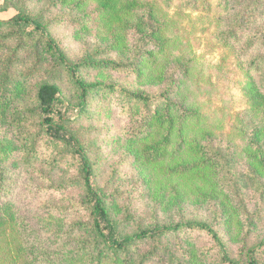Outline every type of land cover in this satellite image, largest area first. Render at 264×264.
Wrapping results in <instances>:
<instances>
[{
  "label": "rangeland",
  "instance_id": "1",
  "mask_svg": "<svg viewBox=\"0 0 264 264\" xmlns=\"http://www.w3.org/2000/svg\"><path fill=\"white\" fill-rule=\"evenodd\" d=\"M133 2L129 16L107 25L97 0H0V20L28 15L51 32L72 60L90 56L96 63H125L143 51L144 77L103 67L82 73L88 81L151 95L170 88V98L182 111H197L185 134L188 142L207 157L221 152L231 170L221 159L208 173L179 177L171 174L169 164L139 158L137 145L129 140L141 129L144 114L138 120L136 109L118 106L101 91L91 95L82 120L71 125L94 161L95 184L104 191L122 236L157 225L205 222L217 230L231 258L247 264L248 251L264 241V177L253 175L249 158L258 149L264 158V134L255 138L257 131L264 132V107L254 110L246 95L248 82L261 76L260 68L250 70L247 64L264 57V0ZM250 7L257 16L248 13L250 28L242 33L236 11ZM148 25L161 28L155 40L146 36ZM44 45L33 26H0V101H6L0 104V264H226L209 235L196 229L157 242L139 241L128 252L96 248L90 214L78 205L82 188L72 184L80 173L72 157L53 149L32 164L24 162L22 139L29 137V144L42 129L35 87L54 82L62 97L77 98L66 73L53 75L54 59ZM161 69L166 80L158 83ZM6 73L9 84L4 87ZM55 122L62 124L57 117ZM185 137L171 138L169 150ZM254 257L264 264V245Z\"/></svg>",
  "mask_w": 264,
  "mask_h": 264
},
{
  "label": "trees",
  "instance_id": "2",
  "mask_svg": "<svg viewBox=\"0 0 264 264\" xmlns=\"http://www.w3.org/2000/svg\"><path fill=\"white\" fill-rule=\"evenodd\" d=\"M134 1V0H133ZM131 0H97L99 8L102 11V17L106 18V24H113L115 21L121 20L122 17L129 16L130 8L135 6V2ZM245 8L241 12L236 11L239 16L236 20L240 23L239 30L244 33L245 30L250 28L251 17L248 13L256 17L257 13L254 8ZM150 15H154L153 10ZM256 21V19H255ZM0 26L7 27H26L33 26L36 31L40 32L45 40V52L52 54L54 62L51 66L53 75L59 77L66 73L69 76V80L77 91V98L72 102L62 97L59 86L50 81H43L38 84L35 88L34 100H36V110L41 115V131L37 133V138L31 143H27L26 139H22L21 150L26 154L24 156V162L26 164H32L37 160L40 154L46 150L60 149L61 153L65 156H71L74 160V166L78 169L79 177H76L72 181V184L81 186L82 188V203L78 204L84 207L89 214L92 222V227L95 230V242L94 245H103L109 250L115 252H128L130 248L137 242L147 239L154 241H160L168 234L177 233L182 230H200L212 239L214 244L220 250L221 257L226 264H240L239 261L233 260L230 253L227 250V245L218 234L217 230L211 225L205 222L198 221H186L179 223H171L166 225H157L152 228L138 231L131 235L122 236L118 230L116 221L111 216L110 209L106 203V195L102 189L95 184V165L94 161L90 156L88 147H86L81 133L73 130L71 125L80 122L87 113L91 95L97 92L104 91L109 96H113L114 102L122 105L123 108H127L130 112L136 109L135 114L142 120L141 129L132 135L129 140L135 146V155L150 164H169V170L171 174L179 177L196 176L200 174L208 173L219 165V160L223 159L220 155L212 154L209 157L205 153H202L201 149L197 150L185 137L186 131L193 128L191 117L197 114V111L182 108L177 103L172 101L170 88L167 91H163L157 95H151L145 91L131 90L126 87L119 85H105L100 81H88L82 71L86 68H113L119 72H126L129 70L134 71L138 74V77H144L143 71H145V62H140L143 51L138 50V53L134 55V58L130 62H116V61H102L96 63L90 56L84 57L83 59L72 60L67 56L63 48L57 44L51 32L33 18L19 13L15 15L9 21L0 20ZM146 36L155 40L159 37L161 31L160 26L155 25L147 26ZM233 33V36H238ZM43 59V58H42ZM43 65V63H42ZM247 66L250 70H256L260 68L261 76L258 81H249L248 95L252 107L255 109L264 107V57L259 59L258 63L256 59H252ZM50 67V66H49ZM259 70V69H258ZM146 72V71H145ZM147 74V73H145ZM8 74L4 76L2 80L3 86L9 84ZM152 77L148 75L147 78ZM166 78V73L160 71L158 75L159 82H163ZM3 96L6 92L3 91ZM4 98V97H3ZM3 98L0 97V100ZM2 106L6 105V101L2 103ZM154 104L156 109L154 111ZM155 112V113H154ZM154 113V114H153ZM55 117L60 119L62 124L55 122ZM139 120V119H138ZM136 121V119H135ZM151 129V133H147L148 129ZM264 132L259 130L256 132V140H259ZM185 137L180 139L177 146L172 150H169L168 145L170 144L171 138ZM158 138L162 139L161 141ZM39 139L43 141V147L40 146ZM166 145H164V142ZM142 146L140 150L139 146ZM9 148H13L10 146ZM18 149L17 147H14ZM260 149L251 153L250 167L252 168L253 175L257 178L264 177V158L259 153ZM259 154V155H258ZM184 155H187L184 157ZM140 158V157H139ZM185 158L192 159L191 161H185ZM58 157L53 161V166L57 165ZM228 170H231V162L228 159H223ZM166 162V163H165ZM220 166V165H219ZM226 180V178H225ZM69 186V185H68ZM68 186H65L67 189ZM73 186V185H72ZM234 190L239 193L238 183L234 184ZM63 187H61L62 189ZM264 241L261 244L254 246L248 251V263L257 264L255 259V253L259 246H263Z\"/></svg>",
  "mask_w": 264,
  "mask_h": 264
}]
</instances>
